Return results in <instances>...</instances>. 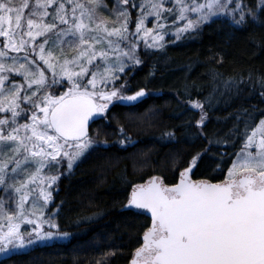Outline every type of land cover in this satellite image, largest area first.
<instances>
[{"label":"snow or ice","instance_id":"1","mask_svg":"<svg viewBox=\"0 0 264 264\" xmlns=\"http://www.w3.org/2000/svg\"><path fill=\"white\" fill-rule=\"evenodd\" d=\"M256 12L245 0H0V255L70 236L56 213L45 215L52 190L99 147L91 124L147 95L126 94L124 79L142 63L141 43L162 48L166 35L179 40L222 15L237 27L255 23L264 0ZM189 103L203 134L204 105ZM244 127L217 175L195 176L200 154L177 181L129 185L124 209L149 217L130 264H264V118Z\"/></svg>","mask_w":264,"mask_h":264},{"label":"trees","instance_id":"2","mask_svg":"<svg viewBox=\"0 0 264 264\" xmlns=\"http://www.w3.org/2000/svg\"><path fill=\"white\" fill-rule=\"evenodd\" d=\"M245 2L259 13L261 0ZM139 55L142 63L124 77L130 88L126 94L144 88L148 95L139 103L114 104L107 122L93 123L91 134L99 147L52 190L56 222L71 236L35 245L0 264H128L149 219L124 209L129 185L153 175L177 181L179 171L200 154L195 176L217 175L222 161L240 150L237 129L243 134L244 122L264 118L259 95L264 16L255 23L249 17L240 27L223 16L179 40L166 39L162 48L142 44ZM226 81L244 83L237 92L226 90ZM190 100L203 104L208 115L203 134L196 126L200 110Z\"/></svg>","mask_w":264,"mask_h":264},{"label":"rangeland","instance_id":"3","mask_svg":"<svg viewBox=\"0 0 264 264\" xmlns=\"http://www.w3.org/2000/svg\"><path fill=\"white\" fill-rule=\"evenodd\" d=\"M199 2H204V0H199ZM133 15H135V12L133 13ZM221 17H223V15L221 16ZM230 17V16H229ZM191 18H193V19H195V15L193 14L192 16H191ZM214 19H216V18H213V20ZM184 22H180V25L179 26H182V24H183ZM148 27H152V23L151 22H149L148 23V25H147ZM172 31H174V29H172ZM169 38H171V39H176V37L174 36V35H166L165 36V41H166V39H169ZM164 41V42H165ZM143 44V43H142ZM142 44H140V47H141V45ZM258 124V123H257ZM250 131H251V129L249 130V133H250ZM53 171V173L55 172V170L53 169L52 170ZM61 171H63V169H61ZM52 213H56V210L54 209V207H51V203L47 206V208H46V210H45V215H51ZM55 222H56V216H55ZM57 223V222H56ZM30 226H28V225H23L22 226V229H27V228H29ZM45 230H48L47 229V225H45ZM71 236V235H70ZM69 236V237H70ZM68 237V238H69ZM67 238H63V239H56V240H52V241H45V242H41V243H39V244H37V245H42V244H47V243H51V242H56V241H64V240H66ZM35 246V245H34ZM31 247H33V246H30L29 248H31ZM29 248H27V249H29ZM26 249V250H27ZM21 251H24V250H21ZM21 251H19V252H21ZM3 258H6V256H3V255H0V260L1 259H3Z\"/></svg>","mask_w":264,"mask_h":264},{"label":"water","instance_id":"4","mask_svg":"<svg viewBox=\"0 0 264 264\" xmlns=\"http://www.w3.org/2000/svg\"><path fill=\"white\" fill-rule=\"evenodd\" d=\"M92 125V124H91ZM129 264H130V262H129Z\"/></svg>","mask_w":264,"mask_h":264},{"label":"flooded vegetation","instance_id":"5","mask_svg":"<svg viewBox=\"0 0 264 264\" xmlns=\"http://www.w3.org/2000/svg\"><path fill=\"white\" fill-rule=\"evenodd\" d=\"M182 166V165H181Z\"/></svg>","mask_w":264,"mask_h":264}]
</instances>
